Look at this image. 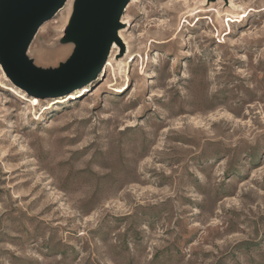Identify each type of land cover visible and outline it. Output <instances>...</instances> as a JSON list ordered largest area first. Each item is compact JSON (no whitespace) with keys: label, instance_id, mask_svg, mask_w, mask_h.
I'll use <instances>...</instances> for the list:
<instances>
[{"label":"rangeland","instance_id":"1","mask_svg":"<svg viewBox=\"0 0 264 264\" xmlns=\"http://www.w3.org/2000/svg\"><path fill=\"white\" fill-rule=\"evenodd\" d=\"M68 2L26 49L35 69H59L75 50ZM121 16L123 43L110 48L97 77L69 92L31 96L0 65V264H116L113 256L129 237L145 241L149 233L142 235L139 225L148 221L151 232L159 220L151 211L129 215L127 205L150 198L143 191L149 184L164 187L153 176L158 154L147 158L146 144L154 140L173 159L199 148L201 163L215 161L203 181L196 177L207 198L177 202L183 223L195 225L185 227L186 243L215 248L242 232L241 224L264 236V0H128ZM56 47L66 49L59 65L36 61ZM126 122L128 137L116 132ZM129 137L132 150L144 153L147 179L132 181L129 192H110L107 211L86 195V184L106 175L101 144L119 146ZM229 153V164L217 167ZM212 169L222 177L216 184ZM179 182H186L183 175ZM188 200L197 209L191 217L183 208ZM257 201V212L245 211ZM121 225L125 232L113 236Z\"/></svg>","mask_w":264,"mask_h":264},{"label":"clouds","instance_id":"2","mask_svg":"<svg viewBox=\"0 0 264 264\" xmlns=\"http://www.w3.org/2000/svg\"><path fill=\"white\" fill-rule=\"evenodd\" d=\"M152 95H163V93H153ZM131 122H126L116 129L121 136L128 137L124 131ZM142 123V122H141ZM172 127L173 125H169ZM168 128L164 129L167 132ZM134 140L129 137L123 145H109L102 143L101 147L105 150V161L102 166L106 175H93L86 184L87 196L93 197L101 208L111 211L112 200L109 193L115 191L118 195L132 190V181H145L147 178L141 175L143 172L144 153L137 148L132 150ZM180 148H187V145H178ZM229 145V148H234ZM148 150L147 158H151L153 153H157L159 163H153L154 178L164 187L154 189L151 184L143 188L150 198H135L128 202L129 215L133 212L137 215L151 211L155 214V219L159 223L155 224V231L149 230L148 221L139 225L141 234L149 233L145 241L129 242L126 247L117 249L113 256L116 264H145L152 261V264H264V236L257 237L251 228H246L244 224L240 225L243 229L231 236H225L217 241V247L213 248L211 244L205 246L200 240L195 243H186L184 229H192L195 225L183 223L185 216L177 210V202L183 198L205 199L208 196V189L203 184L196 183V177L203 181L202 172L206 167L210 168L215 161L204 160L201 163L202 153L199 148L192 149L187 155H178L173 159L169 149L164 148L160 140L149 141L146 144ZM190 157V158H189ZM230 162V153L219 160L217 167H225ZM200 169V171H197ZM94 166V171H96ZM191 173V176L187 174ZM212 177V184L219 182L220 177L215 169L209 173ZM185 177V183L181 184L180 178ZM139 188V185H137ZM197 191H203L204 196L194 195ZM152 193H156L152 195ZM241 193L237 192V196ZM264 196V193H261ZM256 203L249 204L245 211L250 208L253 213L257 212ZM224 204L220 201L217 206L219 209ZM155 205L154 208L151 206ZM185 215L191 217L197 209L192 206L191 200L184 203ZM264 209V205L261 206ZM168 209V211H164ZM163 212L166 219H160V213ZM103 228L104 225H101ZM123 225L115 228L112 233H124ZM195 251L196 256L189 257L186 253ZM203 253H208L207 259L203 258Z\"/></svg>","mask_w":264,"mask_h":264},{"label":"water","instance_id":"3","mask_svg":"<svg viewBox=\"0 0 264 264\" xmlns=\"http://www.w3.org/2000/svg\"><path fill=\"white\" fill-rule=\"evenodd\" d=\"M66 0H0V65L10 81L30 95L69 92L104 67L128 0H76L68 36L76 47L59 69L31 66L26 49L40 25Z\"/></svg>","mask_w":264,"mask_h":264},{"label":"bare ground","instance_id":"4","mask_svg":"<svg viewBox=\"0 0 264 264\" xmlns=\"http://www.w3.org/2000/svg\"><path fill=\"white\" fill-rule=\"evenodd\" d=\"M75 2H76V0H69V2H68V5H67V10H68V12H67V20L68 21H70L71 20V11L73 10V7H74V5H75ZM66 3H67V0H66V2H65V5L62 7V8H64L65 6H66ZM61 8V9H62ZM60 9V10H61ZM123 16V15H122ZM122 16L120 17V23H122V24H124L122 21H121V19H122ZM121 30V28H118V30H117V39L116 40H113V42H112V45H111V49H112V47L113 46H117V47H120V42H121V44L123 43V41H122V39H121V37H120V35H119V31ZM46 52L47 53H52L51 55H44V56H42V55H38V57H36V61L37 62H40V63H43V64H45V65H48V66H54V67H56L57 65H59V62H61V61H59L60 59H62L65 55H66V49L64 48V47H56V48H53V49H50V50H46ZM110 53H111V51H110ZM109 56H110V54H109ZM108 56V57H109ZM108 59V58H107ZM57 61H59L58 62V64H57ZM106 62H107V60H106ZM57 64V65H56ZM106 64V63H105ZM56 65V66H55ZM105 66V65H104ZM104 68V67H103ZM102 68V69H103ZM102 71V70H101ZM16 87V86H15ZM16 88H18V87H16ZM19 89V88H18ZM21 90V89H20ZM22 91H24V90H22ZM26 92V91H25ZM56 94H60V93H56ZM55 94V95H56ZM31 96H36V95H31ZM36 97H38V96H36Z\"/></svg>","mask_w":264,"mask_h":264}]
</instances>
